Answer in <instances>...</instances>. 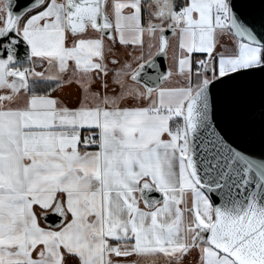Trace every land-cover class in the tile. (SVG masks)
I'll use <instances>...</instances> for the list:
<instances>
[{
	"label": "snow or ice",
	"instance_id": "6c2138e0",
	"mask_svg": "<svg viewBox=\"0 0 264 264\" xmlns=\"http://www.w3.org/2000/svg\"><path fill=\"white\" fill-rule=\"evenodd\" d=\"M0 264H264V0H0Z\"/></svg>",
	"mask_w": 264,
	"mask_h": 264
}]
</instances>
